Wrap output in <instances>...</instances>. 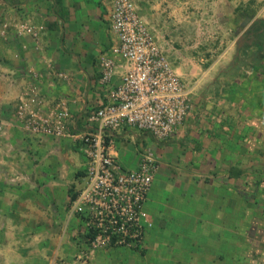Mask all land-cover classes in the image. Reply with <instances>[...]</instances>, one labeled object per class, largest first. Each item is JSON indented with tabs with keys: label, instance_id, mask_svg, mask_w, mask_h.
Segmentation results:
<instances>
[{
	"label": "crops",
	"instance_id": "obj_1",
	"mask_svg": "<svg viewBox=\"0 0 264 264\" xmlns=\"http://www.w3.org/2000/svg\"><path fill=\"white\" fill-rule=\"evenodd\" d=\"M2 2L7 8L13 3L19 14L17 44L12 55L6 51L12 62L0 66V264H143L132 254L119 255L118 249L89 253L82 223L68 217V201L85 181L78 138L28 135L14 118L17 104L35 87L46 107L62 103L67 108L70 134L85 128L89 113L102 103L98 59L117 43L109 28V0ZM28 26L36 38L24 30ZM261 55L258 64L241 68L231 79L233 71L218 70L216 64L204 68L176 61L177 73L191 88L184 125L163 142L129 128L117 132L123 168H136L139 140L152 147L158 161L144 206L145 230L157 228L149 241L145 231L140 252L145 251V264H165L170 251L182 246L166 241L164 233L172 227L185 232L187 247L200 248L217 238L230 248L243 241L264 243L261 236L250 239L249 227L234 240L232 225L234 195L246 200L245 209L264 217V49ZM237 170L239 176L233 174ZM253 205L260 206L257 212ZM258 221L253 219L252 226L264 232V220ZM208 226L214 241L195 242ZM189 252L196 263L226 259L221 250L209 257Z\"/></svg>",
	"mask_w": 264,
	"mask_h": 264
},
{
	"label": "built area",
	"instance_id": "obj_2",
	"mask_svg": "<svg viewBox=\"0 0 264 264\" xmlns=\"http://www.w3.org/2000/svg\"><path fill=\"white\" fill-rule=\"evenodd\" d=\"M109 5V28L117 43L98 59L102 103L89 113L80 134L67 131V108L62 103L46 107L35 87L14 113L27 134L78 138L86 164L85 181L67 207L68 217L82 223L89 253L118 247L144 249V206L158 161L152 147L139 140L136 168H123L118 162L117 132L129 128L138 136L163 142L184 125L191 109V88L133 0H109ZM24 30L36 38L32 27ZM117 75L119 82L114 81Z\"/></svg>",
	"mask_w": 264,
	"mask_h": 264
},
{
	"label": "rangeland",
	"instance_id": "obj_3",
	"mask_svg": "<svg viewBox=\"0 0 264 264\" xmlns=\"http://www.w3.org/2000/svg\"><path fill=\"white\" fill-rule=\"evenodd\" d=\"M2 1L0 0V66L6 62H12L7 59L8 52L6 51H9L12 55V49L17 44L15 20L17 14H19L17 8L12 7L13 3L7 8ZM133 2L137 7L138 14L157 36L158 41L168 51V55L175 64L176 61L180 62V60L195 65L198 64L204 68L216 64V69L225 71H231L235 57L238 55L242 35L249 26L243 29L239 35L234 33L235 24L242 18L241 13L253 14L252 21L264 19V0H133ZM252 11L254 12L251 13ZM2 32H5V34L3 35ZM6 33H9L8 40L5 38ZM10 55L9 57H11ZM241 67L243 66L241 65ZM231 77L233 75L228 78L231 79ZM127 158L125 157V159ZM233 201L232 225L234 240L240 235H245V230L249 227L250 239L261 236L264 241L262 229H259L258 226H255L254 229L251 222L253 219H258L257 225H261L264 217L261 214H254L252 208L245 209L246 200L243 201L240 197L236 199L234 195ZM250 205H252L251 202ZM253 206L255 207V205ZM259 207L256 206L254 211L257 212ZM209 221L213 222L210 219ZM228 221L230 222V218ZM146 231L145 241H149L150 236H154L157 228L155 230L149 228ZM204 232L205 234L202 237L196 236L193 240L197 242L198 239L206 237L213 239L214 231L211 226L206 227ZM217 233L220 232L217 231ZM164 234L167 235L166 241L171 243L179 241L182 244L180 248H173L170 251L165 264H264V243H261L258 247L256 241L255 244H252L247 240V243L243 241L238 247L230 248L225 247L223 239L217 238L216 242H211L210 239L209 242L202 244L200 248H196V246L187 247L184 244L190 240L184 238L185 232H179L178 227H172L170 231H166ZM199 234L196 233V235ZM248 243L249 246L246 245ZM113 249L121 250L118 251L119 255L132 254L136 256L139 262L145 264L142 260L145 251L140 253L142 251L126 247ZM215 250H221L226 255L223 263L219 262V259H216V261L209 259L206 263H196V256L189 252H200L205 254V257H209L208 254ZM98 251L100 250L95 252ZM241 252H244L248 257L242 255Z\"/></svg>",
	"mask_w": 264,
	"mask_h": 264
},
{
	"label": "trees",
	"instance_id": "obj_4",
	"mask_svg": "<svg viewBox=\"0 0 264 264\" xmlns=\"http://www.w3.org/2000/svg\"><path fill=\"white\" fill-rule=\"evenodd\" d=\"M241 16L242 18L235 24L234 33L239 35L243 29L249 26L242 35L238 55L235 57L232 69H230L231 71L233 70V77L238 74L241 68L252 67L258 64L262 60L261 53L264 49V19L252 21L251 17L253 14L246 12H242ZM233 174L239 176L240 170L233 171Z\"/></svg>",
	"mask_w": 264,
	"mask_h": 264
}]
</instances>
